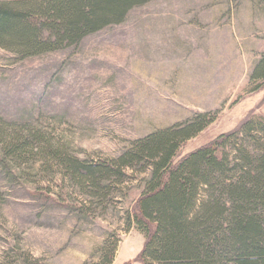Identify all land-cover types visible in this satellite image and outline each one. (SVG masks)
<instances>
[{
	"label": "rangeland",
	"instance_id": "rangeland-1",
	"mask_svg": "<svg viewBox=\"0 0 264 264\" xmlns=\"http://www.w3.org/2000/svg\"><path fill=\"white\" fill-rule=\"evenodd\" d=\"M252 1L149 0L77 45L28 58L0 48V125L30 124L90 161L196 112L219 110L183 153L264 116V89L244 94L264 54V5ZM42 163L12 168L11 181L0 168V264H98L112 244L111 264H142L144 236L125 213L147 174L90 199Z\"/></svg>",
	"mask_w": 264,
	"mask_h": 264
},
{
	"label": "trees",
	"instance_id": "trees-1",
	"mask_svg": "<svg viewBox=\"0 0 264 264\" xmlns=\"http://www.w3.org/2000/svg\"><path fill=\"white\" fill-rule=\"evenodd\" d=\"M147 1L0 0V48L28 58L77 45L122 23ZM245 88L244 94L264 89V54ZM218 112H196L155 129L109 160L78 161L30 124L0 125V168L11 181L12 168L20 175L24 165L41 160L82 194L100 200L127 172L146 173L125 213L127 228L144 236L142 264H264V116L248 114L234 130L182 152ZM113 254V244L103 246L98 264H111Z\"/></svg>",
	"mask_w": 264,
	"mask_h": 264
}]
</instances>
